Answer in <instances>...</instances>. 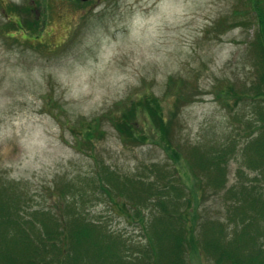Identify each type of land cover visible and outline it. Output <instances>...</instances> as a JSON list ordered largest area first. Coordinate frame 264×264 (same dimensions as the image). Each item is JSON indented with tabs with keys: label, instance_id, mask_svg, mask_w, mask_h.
Masks as SVG:
<instances>
[{
	"label": "rangeland",
	"instance_id": "obj_1",
	"mask_svg": "<svg viewBox=\"0 0 264 264\" xmlns=\"http://www.w3.org/2000/svg\"><path fill=\"white\" fill-rule=\"evenodd\" d=\"M141 3L142 0H135V4H129L128 0H0V99L11 101L0 123H7L12 129L11 137L0 143V183L14 182L19 189L29 191L32 200L23 208L26 214L38 208L47 209L54 201L58 208V202L61 203L60 212L64 201L56 195L51 197V185L62 177L78 182L93 176L94 157H99L109 171L122 175V179L138 176L147 181L153 179L154 174L146 173L144 166L168 161L158 147L124 144L110 125L111 121L106 120L103 122L105 137L87 146L94 149L91 152L85 146L74 145L71 132L61 123L80 116L91 118L117 111L120 107L129 118L128 109L133 106L130 101L147 91L160 101L162 118L169 119L177 94L176 91L169 94V78L184 80L180 86L190 89L193 95L190 102L177 104L174 143L190 148L203 137L210 139L213 132L222 140L230 133L232 127L214 92L223 88L220 82H237L238 89L255 74L254 49L249 46L256 24L251 4L246 0H192V7L180 23L165 24L156 35L139 42L131 41L127 27L122 25L131 9ZM261 3L264 8V0ZM27 20L31 26L26 30L16 25L17 22L25 26ZM92 25L112 43L118 42V47L102 70L88 72L89 59L96 65L101 63L99 51L80 42ZM161 52L166 58L162 66L147 60L146 54ZM77 64L85 69L80 76L75 75ZM129 67L138 82L136 85L125 83L122 88H113L106 83L109 71ZM140 127L152 137L145 123L141 122ZM26 133L29 143L24 142ZM232 135L237 150L246 137ZM246 160L230 161L229 182L221 191L223 200L220 195L210 196L205 203L207 214L202 218L219 219L228 224L225 192L237 180H247L242 173L238 177L237 171L247 174L250 180L259 176L258 169L242 167V161ZM10 173L16 178L10 179ZM263 177L260 176L264 182ZM63 182L64 179L58 181ZM86 185H80L84 191L77 205L83 208L89 222L97 221L121 241L109 250L115 264H125L123 250L129 255L124 257L126 262L135 253L146 252L147 239L135 216V208L127 204H120L118 208L98 190L95 181ZM67 198L70 202L75 200ZM141 210L144 214L148 211ZM227 234L232 235L233 231L229 229ZM97 241L93 248L89 243L83 247L97 252L101 248V242ZM104 242L108 244L107 240ZM257 243L264 246V236ZM149 250L153 251L151 247ZM162 250L158 259L166 262L169 252L167 248ZM197 250L202 255L185 251L184 259H190L187 264H214L199 245ZM61 262L69 264L66 260ZM140 262L154 263L149 254H143L129 264ZM85 264L97 263L87 259Z\"/></svg>",
	"mask_w": 264,
	"mask_h": 264
},
{
	"label": "trees",
	"instance_id": "obj_2",
	"mask_svg": "<svg viewBox=\"0 0 264 264\" xmlns=\"http://www.w3.org/2000/svg\"><path fill=\"white\" fill-rule=\"evenodd\" d=\"M246 1L252 6L256 22L249 46L254 49L257 69L249 83L241 84L240 89H236V82L221 85L223 88L215 91V98L230 116L228 122L232 129L224 140L211 135L210 139L204 138L190 148L174 143L177 104L188 103L193 96L190 89L180 86L184 81L181 78H169L167 82L169 94L177 92L169 119L162 118L160 101L147 91L130 101L133 106L128 109L129 118L120 107L89 120H67L61 124L71 132L74 145L85 146L92 152L94 149L87 146L105 137L103 122L109 120L124 144H152L167 157L165 163L144 167L154 174L148 181L143 176L122 179L107 170L99 157L94 158L95 165L102 168L96 167L92 181L118 208L120 204L135 208V216L147 239L146 252L135 253L130 262L124 261L129 255L122 251L125 264L135 262V258L143 254H149L153 264H187L190 259H184L185 251L202 255L197 250L198 245L214 264H264V246L257 243L264 236V182L260 178L264 175V8L261 0ZM16 25L26 30L31 22L25 21V26L16 22ZM225 86H228L227 91ZM234 107L238 110V119L231 112ZM141 122L146 124L152 137L141 129ZM232 133L246 137L237 150ZM240 158L247 159L242 161L243 168L258 169L259 176L250 180L247 174L237 171L238 177L242 173L247 180H237L225 192L227 225L219 219L202 218L207 214L206 201L220 194L229 182L230 161ZM80 188L78 182L65 186L56 183L51 188V197L56 195L64 201L60 212L61 203L58 202V208L54 201L47 209L38 208L26 214L23 208L32 200L29 191L19 189L14 182L0 183V264H66L62 260L69 264H85L87 259L97 264H115L109 250L121 241L97 221H88L83 208L77 205L84 191ZM115 196L119 198L116 200ZM220 196L223 200L222 194ZM67 197L75 200L70 202ZM141 209L148 211L144 214ZM229 229L232 235L227 234ZM96 239L101 242V248L92 252L91 248L98 242ZM86 243L91 248L83 247ZM163 248L169 252L166 262L158 259ZM65 251L71 253L67 255ZM186 254L188 256V252Z\"/></svg>",
	"mask_w": 264,
	"mask_h": 264
},
{
	"label": "clouds",
	"instance_id": "obj_3",
	"mask_svg": "<svg viewBox=\"0 0 264 264\" xmlns=\"http://www.w3.org/2000/svg\"><path fill=\"white\" fill-rule=\"evenodd\" d=\"M129 4H135V0H128ZM154 6V7H153ZM192 7V0H142L139 6L131 9L126 16L123 25L127 27L129 32L128 39L137 41L145 37L156 35L157 30H162L165 24L175 25L180 23L187 15ZM81 44L99 51L101 63L96 65L91 59L87 62V71L92 72L97 69H103L106 61L115 54L117 43H112L107 37L103 36L95 25L85 30ZM97 45L99 48L97 49ZM147 60L155 61L159 65H163L166 59L163 52L156 54H146ZM76 76H80L85 69L79 64L75 65ZM106 83L113 88H122L125 83L136 85L138 82L132 74V69L123 70L114 69L109 71ZM11 101L0 99V119H3V113ZM12 129L7 123H0V143L6 142L11 137ZM29 134H25V143H29ZM10 179H15V174L10 173Z\"/></svg>",
	"mask_w": 264,
	"mask_h": 264
}]
</instances>
